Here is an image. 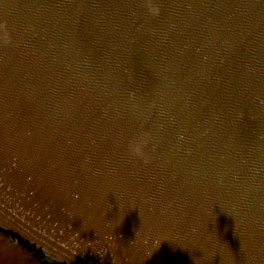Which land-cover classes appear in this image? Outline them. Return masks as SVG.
<instances>
[{"label": "water", "instance_id": "95a60500", "mask_svg": "<svg viewBox=\"0 0 264 264\" xmlns=\"http://www.w3.org/2000/svg\"><path fill=\"white\" fill-rule=\"evenodd\" d=\"M0 25V231L59 264H264V0H0Z\"/></svg>", "mask_w": 264, "mask_h": 264}, {"label": "rangeland", "instance_id": "374dc122", "mask_svg": "<svg viewBox=\"0 0 264 264\" xmlns=\"http://www.w3.org/2000/svg\"><path fill=\"white\" fill-rule=\"evenodd\" d=\"M49 264H57L48 259ZM40 260L35 258L32 253L21 249L16 244L0 234V264H40Z\"/></svg>", "mask_w": 264, "mask_h": 264}, {"label": "clouds", "instance_id": "9594fccd", "mask_svg": "<svg viewBox=\"0 0 264 264\" xmlns=\"http://www.w3.org/2000/svg\"><path fill=\"white\" fill-rule=\"evenodd\" d=\"M149 10L154 15L159 14V9L152 7L151 5L149 6ZM0 27H3V26L0 25ZM149 140H150V134H148V133H144L140 137L134 138L133 140H131L129 142V146H128L129 153L132 156L143 157V158L147 159V154L145 153V147L149 143Z\"/></svg>", "mask_w": 264, "mask_h": 264}]
</instances>
